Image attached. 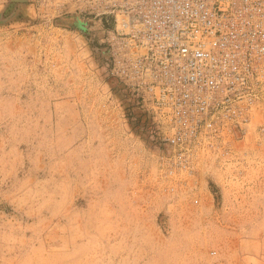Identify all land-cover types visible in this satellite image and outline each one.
<instances>
[{
  "label": "rangeland",
  "instance_id": "374dc122",
  "mask_svg": "<svg viewBox=\"0 0 264 264\" xmlns=\"http://www.w3.org/2000/svg\"><path fill=\"white\" fill-rule=\"evenodd\" d=\"M69 0H0V264H264V79L192 163Z\"/></svg>",
  "mask_w": 264,
  "mask_h": 264
},
{
  "label": "built area",
  "instance_id": "2783aa9c",
  "mask_svg": "<svg viewBox=\"0 0 264 264\" xmlns=\"http://www.w3.org/2000/svg\"><path fill=\"white\" fill-rule=\"evenodd\" d=\"M69 2L102 25L111 76L168 115L175 161L248 123L264 79V0Z\"/></svg>",
  "mask_w": 264,
  "mask_h": 264
}]
</instances>
